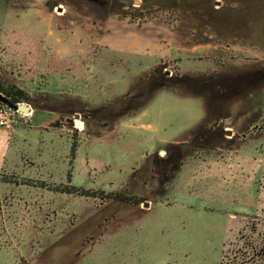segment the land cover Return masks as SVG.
Returning <instances> with one entry per match:
<instances>
[{
  "label": "rangeland",
  "instance_id": "374dc122",
  "mask_svg": "<svg viewBox=\"0 0 264 264\" xmlns=\"http://www.w3.org/2000/svg\"><path fill=\"white\" fill-rule=\"evenodd\" d=\"M0 79L76 138L0 185V264H217L227 212L264 231V0H0Z\"/></svg>",
  "mask_w": 264,
  "mask_h": 264
},
{
  "label": "crops",
  "instance_id": "0c3cea01",
  "mask_svg": "<svg viewBox=\"0 0 264 264\" xmlns=\"http://www.w3.org/2000/svg\"><path fill=\"white\" fill-rule=\"evenodd\" d=\"M68 111L69 110L65 108H61L60 111L55 112L53 110L41 109V107H31V115L29 117H25L23 120L25 121L26 125H18V127H22L20 129H22L23 133H25L24 136L17 131L18 129L9 131L0 128V177L11 176L19 180L33 181L41 179L39 176V173L41 172H38L37 169V167L40 165H37V163L39 160H43V147H48V145H51L54 148L55 138H64L65 135L67 138H69V120L67 116H64V112L67 113ZM28 113L29 112H27V114ZM80 124L81 123L78 122V125ZM37 131L40 132V135H42L44 131L46 133L53 132V134L51 133V137L48 138L49 140L40 136L39 138L33 137L34 139H30V133H36ZM27 134L29 136H27ZM47 141H51V143L46 144ZM226 154L227 155H223V160H215L217 167H220V163L222 164V167H227L230 160L237 153L229 151ZM215 164L211 165V167L215 166ZM45 165L46 164L44 162V165L42 164L41 166L44 167ZM258 169L254 171L257 172ZM35 174H38V176ZM253 175H255V173H253ZM42 181L46 182L47 184L49 183L47 179ZM226 181L231 180L227 179ZM50 182H52V180ZM0 185L20 187L24 184L21 182H0ZM24 186L28 187L30 190H33L32 186L26 184ZM50 186L54 187L55 185L50 183ZM5 201L7 200H2L4 203ZM50 201L51 203L53 202V200ZM7 203L9 205V201H7ZM28 204L32 203L28 202ZM44 204L45 203H42L43 206L49 205V203H46L45 205ZM177 204L178 206L183 207L188 206L187 202H183V204ZM239 206H250L249 208L252 209L253 202L248 204L244 203ZM231 214L232 213L227 212V218L222 227L225 239L223 240V245L220 248L219 260L217 264H264V231L262 232L261 227L263 220H255L254 218H250L251 216L247 217L249 214H245L243 212H234L233 215ZM35 216L38 219L41 218L42 220H49L47 217L50 216V214H46L45 219L43 218V214H36ZM254 238L255 241H253ZM257 245L258 247H256ZM22 261L31 262L33 260L29 261L27 259H20L18 263Z\"/></svg>",
  "mask_w": 264,
  "mask_h": 264
},
{
  "label": "trees",
  "instance_id": "16d2710c",
  "mask_svg": "<svg viewBox=\"0 0 264 264\" xmlns=\"http://www.w3.org/2000/svg\"><path fill=\"white\" fill-rule=\"evenodd\" d=\"M0 93L7 98L10 102H12L13 104H17V103H24L27 102L29 97L28 95L22 91L21 89H19L16 85L14 84H9L5 81H2V79H0ZM5 177V176H3ZM10 177V179L8 180H4V183H15L17 181H15V177ZM13 178V181H11ZM22 184H26V185H30L32 187H40V188H45L47 187V185L44 184V182L41 181H33V180H22L21 181ZM70 188V187H69ZM72 188H70L71 190Z\"/></svg>",
  "mask_w": 264,
  "mask_h": 264
},
{
  "label": "built area",
  "instance_id": "2783aa9c",
  "mask_svg": "<svg viewBox=\"0 0 264 264\" xmlns=\"http://www.w3.org/2000/svg\"><path fill=\"white\" fill-rule=\"evenodd\" d=\"M22 103H17L19 105ZM31 108V106H30ZM31 111L27 114L21 109L14 108L10 105L0 103V128L12 131L22 124L25 117H29Z\"/></svg>",
  "mask_w": 264,
  "mask_h": 264
},
{
  "label": "water",
  "instance_id": "95a60500",
  "mask_svg": "<svg viewBox=\"0 0 264 264\" xmlns=\"http://www.w3.org/2000/svg\"><path fill=\"white\" fill-rule=\"evenodd\" d=\"M0 103L7 104V105H10L14 108L21 109V111H24L26 113L31 111V108H30L28 103L24 102V103L19 104V105L13 104L7 98H5L1 93H0Z\"/></svg>",
  "mask_w": 264,
  "mask_h": 264
},
{
  "label": "flooded vegetation",
  "instance_id": "af4514ba",
  "mask_svg": "<svg viewBox=\"0 0 264 264\" xmlns=\"http://www.w3.org/2000/svg\"><path fill=\"white\" fill-rule=\"evenodd\" d=\"M70 137H72V140H73L72 153L74 154V150H75V146H76L74 142H75V139H76V138H75V136H72L71 133H70V131H69V138H70Z\"/></svg>",
  "mask_w": 264,
  "mask_h": 264
}]
</instances>
